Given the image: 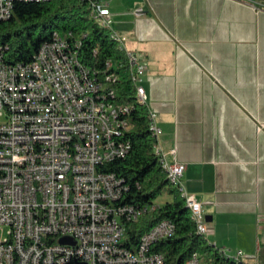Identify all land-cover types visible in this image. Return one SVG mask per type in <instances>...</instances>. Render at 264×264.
<instances>
[{"label":"built area","instance_id":"1","mask_svg":"<svg viewBox=\"0 0 264 264\" xmlns=\"http://www.w3.org/2000/svg\"><path fill=\"white\" fill-rule=\"evenodd\" d=\"M48 1L0 0V22L11 17L17 2ZM88 2L91 18L124 52L137 101L147 107L141 85L145 56L124 49L105 5ZM80 45L79 38L70 42L55 32L26 63L5 62L8 46L0 45V264H166L150 248L174 235L169 220L145 233L136 249L125 245V224L158 204L122 203L128 184L102 168L131 150V107L112 102L116 76L107 74L112 62H106L104 72L91 71L78 60ZM155 118L149 110L154 154L184 199L196 234L206 238L211 228L202 203L185 188V166L168 160L175 149L163 151ZM62 238L68 242L60 243ZM238 259L239 254L233 258L241 263ZM184 264L201 263L194 253Z\"/></svg>","mask_w":264,"mask_h":264},{"label":"crops","instance_id":"2","mask_svg":"<svg viewBox=\"0 0 264 264\" xmlns=\"http://www.w3.org/2000/svg\"><path fill=\"white\" fill-rule=\"evenodd\" d=\"M95 1L124 49L145 56L146 105L202 203L206 239L231 259L264 264V3Z\"/></svg>","mask_w":264,"mask_h":264},{"label":"trees","instance_id":"3","mask_svg":"<svg viewBox=\"0 0 264 264\" xmlns=\"http://www.w3.org/2000/svg\"><path fill=\"white\" fill-rule=\"evenodd\" d=\"M55 32L70 42L80 39L78 60L91 71L104 72L106 62L111 61L107 74L116 76L111 84L116 91L112 102L131 107L128 115L133 125L128 134L131 150L125 158L102 166L105 172L115 173L128 184L129 189L121 202L145 206L152 205L163 192L171 196L170 201L158 204L137 222L125 224L126 247L136 249L145 233L158 222L169 220L175 227L174 235L152 244L150 248L151 252L161 254L166 264H184L194 253L199 256L201 264H243L224 256L205 237L196 234L195 223L184 199L169 184L154 154V139L148 129L149 110L137 101L125 54L109 31L91 18L88 0L15 3L11 17L0 22V45L8 46L3 60L7 63L32 61L41 44L50 41Z\"/></svg>","mask_w":264,"mask_h":264},{"label":"rangeland","instance_id":"4","mask_svg":"<svg viewBox=\"0 0 264 264\" xmlns=\"http://www.w3.org/2000/svg\"><path fill=\"white\" fill-rule=\"evenodd\" d=\"M171 196L168 195L166 192H163L160 196H158L153 202L156 204H161L165 201H170Z\"/></svg>","mask_w":264,"mask_h":264},{"label":"water","instance_id":"5","mask_svg":"<svg viewBox=\"0 0 264 264\" xmlns=\"http://www.w3.org/2000/svg\"><path fill=\"white\" fill-rule=\"evenodd\" d=\"M253 1H264V0H253ZM205 220L208 222L209 221V219L208 218H205ZM68 242V240L66 239V238H62L61 240H60V243H67Z\"/></svg>","mask_w":264,"mask_h":264}]
</instances>
